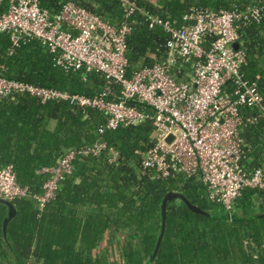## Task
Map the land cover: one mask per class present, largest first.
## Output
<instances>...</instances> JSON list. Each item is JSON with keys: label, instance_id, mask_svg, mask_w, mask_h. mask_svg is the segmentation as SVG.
<instances>
[{"label": "trees", "instance_id": "16d2710c", "mask_svg": "<svg viewBox=\"0 0 264 264\" xmlns=\"http://www.w3.org/2000/svg\"><path fill=\"white\" fill-rule=\"evenodd\" d=\"M38 1L52 16L73 3L112 26L123 22L124 10L116 0ZM133 1L136 10L128 19L126 41L129 75L168 54V34L161 27L150 29L147 15L179 27L191 9L244 12L260 7V22H239L238 31L239 48L246 56L243 78L258 86L264 101V0ZM183 71L192 72V65H184ZM0 76L87 97L100 95L107 85L99 73L60 68L40 39L24 37L14 46L5 33H0ZM242 115L254 118L259 112L242 108ZM107 119L94 109L42 103L28 94L0 98V166L11 165L18 185L32 195L42 194L49 178L40 171L70 151L105 142L118 154L114 163L107 152L78 156L73 173L42 211L32 199L12 202L16 215L5 232L9 208L0 198V264H264V189H244L229 215L209 200L207 187L196 177L143 173L142 161L156 143L150 120L100 134ZM242 137L246 170L262 169L264 121L247 124ZM169 192L182 194L207 215L192 212L181 200L168 201L165 233L154 257ZM97 246L103 250L95 251Z\"/></svg>", "mask_w": 264, "mask_h": 264}, {"label": "built area", "instance_id": "2783aa9c", "mask_svg": "<svg viewBox=\"0 0 264 264\" xmlns=\"http://www.w3.org/2000/svg\"><path fill=\"white\" fill-rule=\"evenodd\" d=\"M116 1L124 10L120 26H112L73 3L52 16L38 0H0V33L10 35L14 46L24 37L40 39L56 56L60 68L99 73L107 84L100 95L87 97L0 76V98L28 94L42 103L67 102L97 110L108 118L100 134L150 120L156 143L142 161L143 173L158 178L196 177L207 187L209 200L232 215L244 189H264V166L252 173L245 168L242 137L247 124L264 121V101L258 86L243 78L244 51L233 48L240 46L238 23L260 22L262 9H191L179 27L147 15L150 29L161 27L168 34V54L129 75L128 19L136 4L133 0ZM189 64L193 71L182 75L183 66ZM231 82L234 89L228 85ZM242 108H256L259 115L245 118ZM106 152L109 162H116L117 151L97 142L70 151L53 167L43 168L40 172L49 178L42 194L32 195L20 187L11 165L0 166V198L10 203L32 199L42 211L73 173L78 156Z\"/></svg>", "mask_w": 264, "mask_h": 264}, {"label": "water", "instance_id": "95a60500", "mask_svg": "<svg viewBox=\"0 0 264 264\" xmlns=\"http://www.w3.org/2000/svg\"><path fill=\"white\" fill-rule=\"evenodd\" d=\"M234 49L238 50L239 49V45L238 44H235L233 46ZM181 200L183 201L186 206L194 213L196 214H200V215H207L206 212H204L203 210H201L199 207L195 206V205H192L189 200L187 198H185L182 194L180 193H177V192H169L164 201H163V205H162V229H161V233H160V236L158 238V241H157V245H156V249H155V253H154V257L156 256L160 246H161V243H162V240H163V237H164V233H165V209H166V206H167V202L168 201H171V200ZM2 203H4L5 205H7V207L9 208V217L4 221V225H3V228H4V232L6 231V228H7V224L8 222L16 215V208H15V205L8 202V201H5V200H2Z\"/></svg>", "mask_w": 264, "mask_h": 264}, {"label": "crops", "instance_id": "0c3cea01", "mask_svg": "<svg viewBox=\"0 0 264 264\" xmlns=\"http://www.w3.org/2000/svg\"><path fill=\"white\" fill-rule=\"evenodd\" d=\"M110 234H111L110 232H107L105 235H106V236H109ZM100 245H101V244H100ZM100 245H99V246H100ZM99 246H97V248L95 249V251H96V250H103V249H102L103 246H101V247H99Z\"/></svg>", "mask_w": 264, "mask_h": 264}]
</instances>
